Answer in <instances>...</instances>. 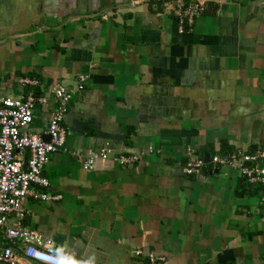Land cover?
<instances>
[{"label": "crops", "instance_id": "crops-1", "mask_svg": "<svg viewBox=\"0 0 264 264\" xmlns=\"http://www.w3.org/2000/svg\"><path fill=\"white\" fill-rule=\"evenodd\" d=\"M55 85L72 92L44 169L62 199H28L25 226L97 264H264L260 189L229 168L182 172L187 147L264 151V0H204L182 34L151 0H0V97L46 96L28 127L43 139ZM104 144L141 158L86 170L72 155Z\"/></svg>", "mask_w": 264, "mask_h": 264}, {"label": "built area", "instance_id": "built-area-1", "mask_svg": "<svg viewBox=\"0 0 264 264\" xmlns=\"http://www.w3.org/2000/svg\"><path fill=\"white\" fill-rule=\"evenodd\" d=\"M165 14L173 16L178 23V33L190 31L197 17L204 11V0H151ZM92 69L90 66L89 70ZM91 71L78 74L76 91H83ZM21 86H36L38 81L21 78ZM56 107L51 115L46 134L49 141L30 130L37 105H45L46 96L34 91L24 96L0 97V233L4 244H0V264H20L25 258L35 264H50L53 239L24 225L28 199L44 203L60 201L62 195L52 194L50 181L44 173L51 156L64 150L66 130L64 118L72 92L61 85L53 87ZM147 153H156L149 146ZM82 160L86 170H93L98 162H113L123 167L133 166L141 158L139 153H116L107 144L88 155L73 152ZM25 164V168H24ZM229 168L245 182L260 189L259 204L264 210V151L234 149L209 155L208 163L195 150L187 147L182 172L186 176L199 174L204 168ZM142 255L141 250L134 252ZM149 264H159L165 259L153 253L147 254Z\"/></svg>", "mask_w": 264, "mask_h": 264}, {"label": "clouds", "instance_id": "clouds-1", "mask_svg": "<svg viewBox=\"0 0 264 264\" xmlns=\"http://www.w3.org/2000/svg\"><path fill=\"white\" fill-rule=\"evenodd\" d=\"M51 251L50 264H97L95 254L77 256L76 252L70 250V244L65 241L56 245Z\"/></svg>", "mask_w": 264, "mask_h": 264}, {"label": "water", "instance_id": "water-1", "mask_svg": "<svg viewBox=\"0 0 264 264\" xmlns=\"http://www.w3.org/2000/svg\"><path fill=\"white\" fill-rule=\"evenodd\" d=\"M49 135H47V139H43V140H45V141H49ZM208 158H209V156L208 155H204V161H205V163H208ZM24 168H25V164H24Z\"/></svg>", "mask_w": 264, "mask_h": 264}, {"label": "trees", "instance_id": "trees-1", "mask_svg": "<svg viewBox=\"0 0 264 264\" xmlns=\"http://www.w3.org/2000/svg\"><path fill=\"white\" fill-rule=\"evenodd\" d=\"M229 149L227 148L226 145L222 144L221 145V152H225V151H228Z\"/></svg>", "mask_w": 264, "mask_h": 264}]
</instances>
